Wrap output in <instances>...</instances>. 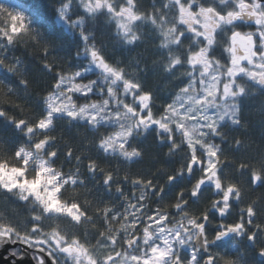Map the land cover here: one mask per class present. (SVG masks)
Segmentation results:
<instances>
[{"label": "snow or ice", "instance_id": "1", "mask_svg": "<svg viewBox=\"0 0 264 264\" xmlns=\"http://www.w3.org/2000/svg\"><path fill=\"white\" fill-rule=\"evenodd\" d=\"M48 6L0 0V264H264V0Z\"/></svg>", "mask_w": 264, "mask_h": 264}, {"label": "trees", "instance_id": "2", "mask_svg": "<svg viewBox=\"0 0 264 264\" xmlns=\"http://www.w3.org/2000/svg\"><path fill=\"white\" fill-rule=\"evenodd\" d=\"M4 3H24L26 6H38L41 7L42 10L47 11L49 15H52V9L48 6L49 0H2ZM150 0H146V4L149 3ZM147 47L148 51L145 53V55L149 58V63H151L152 60V53H151V42L145 46L141 45L140 48L136 49L137 52L144 51V48ZM119 55V54H117ZM129 55H135V52L129 54ZM168 85V82L162 78L159 75H150L145 82V87L148 89L156 90L158 94L163 95V92H161L162 89H165ZM246 121L249 122V126L245 130H242L241 132H235L231 133V135L235 138H240L244 140L245 144L251 145V148L257 149L260 147H264V129H262L259 125V116L256 115L255 109L247 110L246 109ZM151 141V137H149V141ZM146 142V143H148ZM234 142V140H233ZM78 141L73 144V146H77ZM166 151V149H165ZM147 161V157H146ZM140 166H134L133 171H136L137 168ZM261 190L258 189L255 193H250L246 196V200H252L255 199L258 195H260ZM11 211V210H9Z\"/></svg>", "mask_w": 264, "mask_h": 264}]
</instances>
